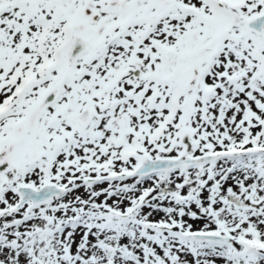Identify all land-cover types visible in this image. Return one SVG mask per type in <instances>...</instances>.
I'll use <instances>...</instances> for the list:
<instances>
[{
  "label": "snow or ice",
  "instance_id": "snow-or-ice-1",
  "mask_svg": "<svg viewBox=\"0 0 264 264\" xmlns=\"http://www.w3.org/2000/svg\"><path fill=\"white\" fill-rule=\"evenodd\" d=\"M0 264H264V0H0Z\"/></svg>",
  "mask_w": 264,
  "mask_h": 264
}]
</instances>
